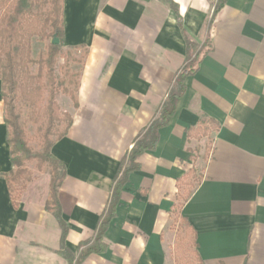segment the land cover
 Wrapping results in <instances>:
<instances>
[{
  "label": "crops",
  "instance_id": "1",
  "mask_svg": "<svg viewBox=\"0 0 264 264\" xmlns=\"http://www.w3.org/2000/svg\"><path fill=\"white\" fill-rule=\"evenodd\" d=\"M170 2L63 0V49L87 51L78 107L57 99L72 126L51 149L65 171V247L76 253L93 240L122 160L186 65L184 31L200 46L210 38L211 49L185 79L155 149L137 158L104 236L107 250L83 264H176L180 220L195 233L201 264H264V0H226L216 13L217 0ZM201 119L218 131L188 138ZM6 137L0 95V175L13 169ZM191 170L200 181L176 216L186 188L179 181ZM48 185L49 177L34 180L13 209L0 177V264H67L60 227L44 208Z\"/></svg>",
  "mask_w": 264,
  "mask_h": 264
},
{
  "label": "trees",
  "instance_id": "2",
  "mask_svg": "<svg viewBox=\"0 0 264 264\" xmlns=\"http://www.w3.org/2000/svg\"><path fill=\"white\" fill-rule=\"evenodd\" d=\"M225 2L226 0H217L215 13ZM170 6L172 9L175 8L171 2ZM182 35L186 45V65L179 71L158 118L145 129L133 150L122 160L114 180L109 206L100 217L93 240L80 243L77 252L72 253L65 247L68 227L62 220L58 202V190L65 177L64 166L51 155V149L56 142L67 135L72 126V117L66 112H61L57 104V96L67 97L74 109L78 107L80 72L72 70L70 65H78L81 68L87 51L83 48L63 49V0H0V95L4 104V124L7 127L6 143L13 168L0 177L6 183L13 209H18L24 190L35 179L34 172L48 174L49 193L44 208L46 212L52 214L60 227L58 254L67 264H83L87 257L103 254L107 250L104 236L115 217L120 193L127 183L128 176L138 169L137 158L144 152L155 149L158 131L169 125L176 111V103L184 93L185 79L198 70L202 58L211 49L210 38L200 46L192 42L184 31ZM33 38L44 43L50 42L36 61L30 59ZM54 38L58 40V45L51 44ZM77 50H81L78 56L75 54ZM58 60H62V64L58 65ZM31 63L37 65V74L34 78L35 86L27 92L20 86L19 72L25 70ZM27 77L24 74L25 81ZM23 98L32 109L30 121L34 128L33 134H29L22 121ZM218 129L219 126L214 121L201 119L196 128L188 130L187 136L188 138L207 137ZM33 142L36 143L35 146L32 145ZM208 152L209 148L206 149V154ZM199 181L194 170L189 171L179 181L180 185L186 188L184 196L180 197L178 204L174 206V215L179 214L183 203ZM174 259L176 264L202 263L197 252L195 233L185 220H180L178 226Z\"/></svg>",
  "mask_w": 264,
  "mask_h": 264
},
{
  "label": "rangeland",
  "instance_id": "3",
  "mask_svg": "<svg viewBox=\"0 0 264 264\" xmlns=\"http://www.w3.org/2000/svg\"><path fill=\"white\" fill-rule=\"evenodd\" d=\"M49 43L50 42L44 43V42L39 41V39H37V38H33L31 40L30 59L32 61H36L38 59L39 55L44 53L45 48ZM75 54L78 56L80 54V52L79 53L75 52ZM62 62H63L62 60H58V65L62 64ZM70 66H71L72 70L79 71L80 67L78 65L77 66L70 65ZM24 74L28 76L26 81L24 80ZM36 74H37V65L34 63L29 64L25 70L19 72V82H20V86L22 87L23 91L28 92L35 86L34 78H35ZM56 75L58 76V73H56ZM58 98H59V100L62 98L68 99L67 97H65L63 95H58L57 99ZM21 103H22V105H21L22 121L25 125V128L29 132V134H33L34 128L32 127V124L30 121L32 109L28 105L27 100L25 98L22 99ZM57 104L59 106L58 101H57ZM59 108H60V106H59ZM35 144H36L35 142L32 143L33 146H35ZM34 173H35V179L34 180H38L39 184H42L49 177L47 173H38L36 171Z\"/></svg>",
  "mask_w": 264,
  "mask_h": 264
},
{
  "label": "water",
  "instance_id": "4",
  "mask_svg": "<svg viewBox=\"0 0 264 264\" xmlns=\"http://www.w3.org/2000/svg\"><path fill=\"white\" fill-rule=\"evenodd\" d=\"M51 44H52V45H58L59 42H58V40H57L56 38H54V39L51 41Z\"/></svg>",
  "mask_w": 264,
  "mask_h": 264
}]
</instances>
